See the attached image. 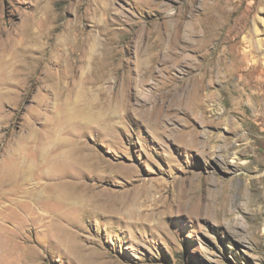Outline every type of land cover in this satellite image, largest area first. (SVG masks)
I'll list each match as a JSON object with an SVG mask.
<instances>
[{"label":"rangeland","instance_id":"1","mask_svg":"<svg viewBox=\"0 0 264 264\" xmlns=\"http://www.w3.org/2000/svg\"><path fill=\"white\" fill-rule=\"evenodd\" d=\"M74 89L111 125L62 120L51 168ZM263 92L264 0H0V264H264Z\"/></svg>","mask_w":264,"mask_h":264},{"label":"bare ground","instance_id":"2","mask_svg":"<svg viewBox=\"0 0 264 264\" xmlns=\"http://www.w3.org/2000/svg\"><path fill=\"white\" fill-rule=\"evenodd\" d=\"M91 49V48H90ZM90 54V53H89ZM85 62V61H84ZM206 70V69H205ZM211 70V69H210ZM150 69L149 67L147 69H144V73L148 74ZM216 71V70H215ZM182 72V71H181ZM206 72V71H205ZM209 72V71H208ZM219 72V71H218ZM202 75L204 72L201 73ZM210 74V73H209ZM211 81V80H210ZM233 81V80H232ZM63 82V81H62ZM63 85V84H62ZM64 87V86H63ZM67 88V87H66ZM76 88V87H75ZM200 88V87H199ZM68 90V89H67ZM77 90V91H76ZM74 89L75 95L73 97H69L67 102L65 101L64 104L62 103V108L60 106V111L54 114L55 116L52 118L53 119V126L49 127L46 130V133L41 139L38 141L39 142V151L41 158L44 157V159L47 161L48 166H51V168L55 165L64 164L65 166H69L70 164L75 163V159L77 158L78 154L82 152V147L80 146H75L72 141L64 140L63 138H60V131L59 130V125L62 120L65 121H70L72 122L73 120L79 121H92V122H97L99 126L101 127H109V119L111 118L110 116H105V113H102V108L100 107L97 109L100 105L88 101L87 97L84 98L85 91L81 89ZM62 91V89H61ZM60 92V90H59ZM88 92V90H87ZM187 92V91H186ZM264 93V92H263ZM68 95V94H67ZM89 97V96H88ZM242 97V96H241ZM58 98V97H57ZM90 98V97H89ZM195 98V97H194ZM181 100V99H180ZM197 101V100H196ZM151 103V102H150ZM154 104V103H153ZM177 104V103H176ZM180 104V103H179ZM143 105V104H142ZM152 107V105H151ZM155 108V107H154ZM153 108V109H154ZM193 108V107H192ZM191 108V109H192ZM152 110V109H151ZM194 110V109H193ZM145 111V110H144ZM146 112V111H145ZM154 112V111H153ZM157 113V112H156ZM62 114V117L60 116ZM146 115V114H145ZM148 115V114H147ZM157 115V114H156ZM149 116V115H148ZM146 117V116H145ZM152 117V116H150ZM157 117V116H156ZM153 119V118H152ZM148 120V119H147ZM153 121V120H151ZM77 122V123H78ZM76 123V122H75ZM74 123V124H75ZM87 122V124H89ZM115 123V122H114ZM96 124V125H98ZM149 124V123H148ZM69 125V124H68ZM78 125V124H77ZM155 126V125H154ZM68 127V126H67ZM190 128V127H189ZM66 129V128H65ZM192 130V129H191ZM190 130V131H191ZM193 131V130H192ZM187 132V131H186ZM197 132V131H195ZM192 133V132H191ZM64 134V133H63ZM71 134V133H70ZM195 135V134H194ZM201 135V134H200ZM199 135V136H200ZM193 136V135H192ZM72 137V136H71ZM196 138V137H195ZM27 140V139H26ZM72 140V139H71ZM185 140V139H184ZM190 140V139H189ZM189 140H187L189 142ZM194 140V139H193ZM186 141V140H185ZM187 141L185 143H187ZM193 142V141H192ZM197 142V141H196ZM190 143V142H189ZM25 144V143H24ZM50 147L48 148V146ZM190 145V144H188ZM260 153V152H259ZM263 153V152H261ZM39 155V156H40ZM261 155V154H260ZM259 155V156H260ZM261 159V158H260ZM258 161V160H257ZM260 162V161H259ZM262 162V161H261ZM16 164V163H15ZM46 164V165H47ZM15 166V165H14ZM30 166L27 162L24 167V171L27 173L30 169ZM16 167V166H15ZM13 167V169H15ZM18 169V168H17ZM12 170V169H11ZM17 171V170H16ZM12 172V171H10ZM21 174V173H20ZM19 174V175H20ZM25 175H23L24 178ZM4 177V175H3ZM2 177V178H3ZM18 177V176H17ZM56 178L58 180V183L52 184V193H50V197L55 198L56 200L60 201L62 204L65 206H72V205H83L84 208H87L89 210H104L108 209V203L105 202V197L104 194H100L97 192L96 194H93L91 196L87 195L88 190L86 191H79V183L76 181V177L73 175V173L68 169L64 167V171L62 172V175L60 178L58 176H54L51 179L54 180ZM18 179V178H17ZM22 179V178H21ZM27 179V178H26ZM24 180V179H23ZM9 180H5L3 183H6L7 185H10ZM38 183V182H37ZM26 185V183H24ZM19 186V185H18ZM37 186V185H33ZM11 187V186H10ZM24 191H21L19 196L20 197H29L31 199H35L37 201L38 192H36L34 189L31 190V188H24ZM93 190V189H92ZM4 193V192H3ZM14 193V192H13ZM12 193V194H13ZM30 199V200H31ZM107 199V198H106ZM34 201V200H32ZM20 204V203H19ZM124 202H120L116 204L114 207L118 206L116 210L122 213V210L124 208ZM225 204V203H224ZM225 207V205H224ZM114 208V209H115ZM127 208V207H126ZM222 209V208H221ZM229 209V205L227 204V211ZM125 210V209H124ZM128 210V209H127ZM226 210V209H225ZM106 211V210H104ZM223 211V209H222ZM132 213V211H129ZM125 213V212H124ZM127 213V212H126ZM118 214V213H117ZM138 214V213H137ZM126 215V214H125ZM131 215V214H130ZM134 215V214H133ZM136 215V214H135ZM124 216V215H123ZM129 216V215H128ZM139 216V215H138ZM127 217V216H126ZM130 219V218H127ZM68 243L69 240H67ZM71 247V245H70Z\"/></svg>","mask_w":264,"mask_h":264}]
</instances>
